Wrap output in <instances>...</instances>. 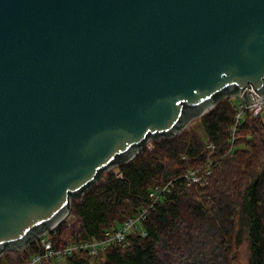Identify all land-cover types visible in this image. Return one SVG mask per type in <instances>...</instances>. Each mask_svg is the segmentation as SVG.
Returning <instances> with one entry per match:
<instances>
[{
    "label": "water",
    "instance_id": "1",
    "mask_svg": "<svg viewBox=\"0 0 264 264\" xmlns=\"http://www.w3.org/2000/svg\"><path fill=\"white\" fill-rule=\"evenodd\" d=\"M220 95H264V0H0V258Z\"/></svg>",
    "mask_w": 264,
    "mask_h": 264
},
{
    "label": "trees",
    "instance_id": "2",
    "mask_svg": "<svg viewBox=\"0 0 264 264\" xmlns=\"http://www.w3.org/2000/svg\"><path fill=\"white\" fill-rule=\"evenodd\" d=\"M217 99L199 125L157 136L154 148L146 144L116 162L119 172L100 175L73 197L75 221L52 231L54 247L100 238L146 205L152 188L169 183L144 222L146 235L131 233L125 244L92 256L75 252L59 264H264V118L247 112L232 146L238 110L231 97ZM206 167L205 182L189 184L186 174ZM36 250L30 242L2 264H23Z\"/></svg>",
    "mask_w": 264,
    "mask_h": 264
},
{
    "label": "built area",
    "instance_id": "3",
    "mask_svg": "<svg viewBox=\"0 0 264 264\" xmlns=\"http://www.w3.org/2000/svg\"><path fill=\"white\" fill-rule=\"evenodd\" d=\"M236 96L240 99V102L238 104V112L230 130V141L232 146L237 139V131L243 118L245 117V114L247 112H251V114L254 116H262V114H264V95H257L252 102H247V100L244 99L242 95ZM209 146H211V144H209ZM202 172L206 174L210 173V167L192 170L186 174L185 177L189 184H203L206 177ZM169 191V183L157 185L152 188L149 191V201L146 203V205H144L137 213L131 217H128L118 228L106 230L104 235L100 238L74 240L69 242L67 245L54 247L55 245L52 231L55 229L47 230L31 241L36 242L37 250L32 252L23 264H43L44 260L49 259H52L56 264H59L75 252H88L92 256L98 255L109 245L116 243L125 244L127 243L128 236L131 233H137L141 236H145L146 231L144 228V222L147 220L148 215L155 209L157 202L160 201L161 198Z\"/></svg>",
    "mask_w": 264,
    "mask_h": 264
},
{
    "label": "rangeland",
    "instance_id": "4",
    "mask_svg": "<svg viewBox=\"0 0 264 264\" xmlns=\"http://www.w3.org/2000/svg\"><path fill=\"white\" fill-rule=\"evenodd\" d=\"M225 97H231V99L235 102L236 104V107L238 109V104L240 102V99L236 96V95H230V96H225ZM238 112V111H237ZM261 116V115H260ZM262 117L264 118V114H262ZM199 118L200 117H197V118H194L190 123L189 125L192 126V125H199ZM188 125V126H189ZM186 128V127H185ZM198 130L200 131V133H204L203 131V128L201 126H198L197 127ZM180 133V132H179ZM147 146H149L150 148H154V142L153 140H150L148 143H147ZM119 165H114L112 166L111 168H109L108 170H106L104 173L108 172V171H115V172H119ZM75 215L72 213V211L69 212V214L67 215V217L62 221V222H68L69 224L73 223L75 221ZM61 222V223H62ZM16 252L15 250H7L6 253H4L2 256H1V259H0V263H6L7 262V258H8V255L12 256V257H15L16 256Z\"/></svg>",
    "mask_w": 264,
    "mask_h": 264
}]
</instances>
